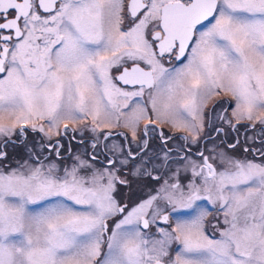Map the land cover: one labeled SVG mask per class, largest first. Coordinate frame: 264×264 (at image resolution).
Returning a JSON list of instances; mask_svg holds the SVG:
<instances>
[{
    "label": "snow or ice",
    "instance_id": "1",
    "mask_svg": "<svg viewBox=\"0 0 264 264\" xmlns=\"http://www.w3.org/2000/svg\"><path fill=\"white\" fill-rule=\"evenodd\" d=\"M0 264H264V0H0Z\"/></svg>",
    "mask_w": 264,
    "mask_h": 264
},
{
    "label": "flooded vegetation",
    "instance_id": "2",
    "mask_svg": "<svg viewBox=\"0 0 264 264\" xmlns=\"http://www.w3.org/2000/svg\"><path fill=\"white\" fill-rule=\"evenodd\" d=\"M206 131H209V130L206 129ZM165 132L167 134L168 133V130L165 129ZM213 135H214V133H213ZM222 138L223 137H221V139ZM39 139H40V134L31 133V131L29 130V133H28V143L29 144L33 143L34 141H38ZM80 139H81V137H80L79 133H77L75 140H71V134H70L69 137L63 138L61 142L64 144L65 149H67L69 147V142H71V144H74V146H75V148L74 147H71L74 151H81L82 152L83 151V147L80 146L77 143V141L80 140ZM84 139L86 140V137L85 136H84ZM178 143L179 142H177V144ZM225 144L227 145V138L225 139ZM209 146H211V145H209ZM8 151H9V153L13 157H15L16 155H23V149L22 148H11V147H9ZM143 183H144L143 181H132L131 187L130 188H125L124 190L128 192L127 194H130V193H137V194H139L140 189L143 186ZM125 196H127V195H125Z\"/></svg>",
    "mask_w": 264,
    "mask_h": 264
},
{
    "label": "rangeland",
    "instance_id": "3",
    "mask_svg": "<svg viewBox=\"0 0 264 264\" xmlns=\"http://www.w3.org/2000/svg\"><path fill=\"white\" fill-rule=\"evenodd\" d=\"M211 105H209V107H210ZM226 131V133H227V135H226V138H227V144H230V143H234L235 142V140L237 139V138H239L240 140H241V144L240 145H238L237 146V149H236V152L238 153V154H243V141H244V133H245V130L243 129V128H241L240 129V131L238 132V133H233V132H231V131H228L227 129L225 130ZM248 135L249 136H251V135H253V133L252 132H248ZM85 137H86V140H87V138H88V134H85ZM221 139V137H218L217 139H216V142L217 143H219V140ZM72 140V139H71ZM209 145H211V144H209ZM226 145V144H225ZM81 146V145H80ZM71 147H74L75 148V146H74V144H71ZM12 148V147H11ZM128 192L127 191H125L124 189H123V195L125 196V195H129V194H127Z\"/></svg>",
    "mask_w": 264,
    "mask_h": 264
}]
</instances>
